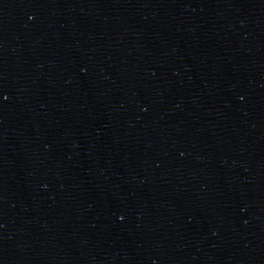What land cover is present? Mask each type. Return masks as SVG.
Returning a JSON list of instances; mask_svg holds the SVG:
<instances>
[{
    "label": "water",
    "instance_id": "95a60500",
    "mask_svg": "<svg viewBox=\"0 0 264 264\" xmlns=\"http://www.w3.org/2000/svg\"><path fill=\"white\" fill-rule=\"evenodd\" d=\"M0 264H264V0H0Z\"/></svg>",
    "mask_w": 264,
    "mask_h": 264
}]
</instances>
